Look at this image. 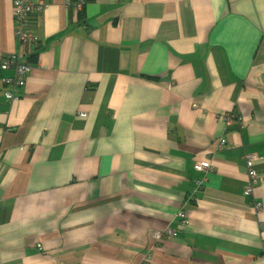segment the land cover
Here are the masks:
<instances>
[{"label":"crops","instance_id":"1","mask_svg":"<svg viewBox=\"0 0 264 264\" xmlns=\"http://www.w3.org/2000/svg\"><path fill=\"white\" fill-rule=\"evenodd\" d=\"M82 2L33 18L20 100L0 71V264H264V0Z\"/></svg>","mask_w":264,"mask_h":264},{"label":"built area","instance_id":"2","mask_svg":"<svg viewBox=\"0 0 264 264\" xmlns=\"http://www.w3.org/2000/svg\"><path fill=\"white\" fill-rule=\"evenodd\" d=\"M47 0H12L13 7V25H14V36L18 42L17 53H12L6 55L3 61L0 63V69L5 73H11L9 76L2 78V83L4 85V99L6 102H16L20 100L21 90L25 87L26 78L31 71V64L28 59L34 53L39 39L35 35L33 30V18L40 15L46 7ZM51 2H57L63 8H73L76 11H81L83 7L82 0H48ZM23 52H25L23 54ZM32 53V54H31ZM11 70V71H9ZM81 117H85V114H81ZM223 120L230 124L231 117L222 116ZM226 144L225 140L220 141L219 149H222ZM254 156L252 154H246L244 156V164L246 168V184L243 186V194L246 197H251L254 186L258 183V174L254 165ZM194 170L198 173H206L212 170V165L210 162L199 163L197 162L194 165ZM204 186V182L199 180L196 182L195 190H200ZM196 190V191H197ZM253 208L256 211L260 210L259 203H253ZM180 219V226L178 230H181L183 227L189 224V220L186 216V213L183 210H180L177 214ZM177 231L165 228L160 230H155L152 233V237L155 241H160L164 237H175ZM40 248V245L37 246ZM144 260H149L148 255L144 256Z\"/></svg>","mask_w":264,"mask_h":264},{"label":"rangeland","instance_id":"3","mask_svg":"<svg viewBox=\"0 0 264 264\" xmlns=\"http://www.w3.org/2000/svg\"><path fill=\"white\" fill-rule=\"evenodd\" d=\"M18 51H19V50H18ZM14 53H17V52H14ZM24 53H25V52H23V54H24ZM9 54H12V53H9ZM9 54H7V55H9ZM31 54H32V53H31ZM31 57H32V56H31ZM31 57H30V58H31ZM0 71L3 72V70H1V69H0ZM9 71H11V70H9ZM29 74H30V73H29ZM2 78H3V77H2ZM26 79H27V78H26ZM2 84H3V83H2ZM25 84H26V83H25ZM3 86H4V85H3ZM222 118H223V117H222ZM223 121H224V120H223ZM224 122H225V121H224ZM225 124H226V125H229V124H227L226 122H225ZM218 145L220 146V141L217 143V147H218ZM225 145H226V144H225ZM225 145H224L223 147H225ZM196 163H197V162H196ZM196 163H195V164H196ZM195 164H194V165H195ZM196 190H197V189H196Z\"/></svg>","mask_w":264,"mask_h":264},{"label":"trees","instance_id":"4","mask_svg":"<svg viewBox=\"0 0 264 264\" xmlns=\"http://www.w3.org/2000/svg\"><path fill=\"white\" fill-rule=\"evenodd\" d=\"M33 26V25H32ZM33 31V30H32ZM33 58H34V56H32L31 58H30V60H33ZM150 79V78H149ZM5 90V89H4Z\"/></svg>","mask_w":264,"mask_h":264}]
</instances>
